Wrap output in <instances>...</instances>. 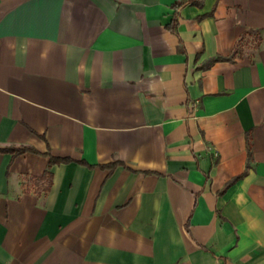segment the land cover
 Instances as JSON below:
<instances>
[{"label": "crops", "instance_id": "1", "mask_svg": "<svg viewBox=\"0 0 264 264\" xmlns=\"http://www.w3.org/2000/svg\"><path fill=\"white\" fill-rule=\"evenodd\" d=\"M178 1L0 0V264H264V0Z\"/></svg>", "mask_w": 264, "mask_h": 264}, {"label": "trees", "instance_id": "2", "mask_svg": "<svg viewBox=\"0 0 264 264\" xmlns=\"http://www.w3.org/2000/svg\"><path fill=\"white\" fill-rule=\"evenodd\" d=\"M189 0H179L177 3H176V7H180L182 6L183 4L187 3ZM248 145V153H249V150H250V147H249V142L247 143ZM23 150H17V152H21ZM248 160H249V156H248ZM59 161L58 159H55V158H51L50 162L53 164L55 162ZM63 161V160H61ZM51 173L49 171H46L41 177L35 179V183L37 184H45L44 187H43V191L44 192H48L50 186H51ZM231 183V182H230ZM229 184V183H228Z\"/></svg>", "mask_w": 264, "mask_h": 264}]
</instances>
